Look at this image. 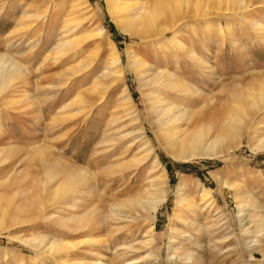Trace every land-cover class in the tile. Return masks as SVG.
Listing matches in <instances>:
<instances>
[{
    "label": "rangeland",
    "instance_id": "1",
    "mask_svg": "<svg viewBox=\"0 0 264 264\" xmlns=\"http://www.w3.org/2000/svg\"><path fill=\"white\" fill-rule=\"evenodd\" d=\"M107 1L0 0V58L15 66L8 77L0 63V264H264V149H255L264 136V0L222 16L211 0H190L205 19L190 12L144 38L119 29ZM58 40L72 45L59 52ZM111 46L123 73L102 79ZM135 57L152 63L147 73ZM158 70L175 87L141 85ZM151 91L195 112L175 123L185 146L201 130V143L222 134L217 148H230L174 157ZM73 168L86 169L87 182ZM150 176L169 187L153 218L112 217L109 204L136 197Z\"/></svg>",
    "mask_w": 264,
    "mask_h": 264
},
{
    "label": "bare ground",
    "instance_id": "2",
    "mask_svg": "<svg viewBox=\"0 0 264 264\" xmlns=\"http://www.w3.org/2000/svg\"><path fill=\"white\" fill-rule=\"evenodd\" d=\"M112 1L111 0H109V2L107 1L108 2V4H107L108 10L114 19H116L118 17V21H117L118 28L121 29L123 32L129 34L131 37H137V38H144L148 35L150 36L151 35L150 33H152L154 35L158 33L161 36H163L164 34H167L171 30V28L173 27L175 22H177L179 19H183L184 17L186 18L190 12H191L190 17H193V18L205 19L204 15H206V13L201 12L202 9L200 10L197 8V6L199 5L198 4L199 2L198 3L197 2L192 3L190 0H156L151 5H148L141 0H118V1L116 0V2H112ZM211 1H212L211 4H212L213 8L215 7V9L217 10L214 13H215V15H218V16H222V14H224V12H231V13L238 14L239 11L245 10L246 8L248 9V7L252 6L251 4H253L252 0H222V1L221 0H211ZM213 2H214V5H213ZM221 3H222V6H220ZM210 9H209V11H210ZM210 13H212V11ZM181 15H183V16L181 17ZM245 19L247 20V24L249 26L254 27L257 24H259V20H256L254 22L249 18L248 19L245 18ZM172 22H173V24H171ZM260 26H262V25H260ZM97 30H98L97 34L98 33L100 34V32L103 31L99 28ZM71 43H72L71 40H65V41H63V40L59 41L58 40V43L56 45L57 50L59 48V52H61V50H62V53H63V49H65V47L68 48V46L72 45ZM111 47L113 49V50L111 49L113 51V56L110 58V63L113 64V67L110 69H108L107 67H104V71L101 72V76H100V78H102V79L105 78V76H110L111 77L110 79H112V80L118 79L121 77V73H123L121 71L122 65L120 63V57H119L117 51L115 50V48L113 46H111ZM67 51H69V50H67ZM67 51H65V52H67ZM3 56L4 55H2L0 58V63H1V65L5 64V67L8 69V77H9V75L12 73L11 72L12 69L15 66H13V64H11L9 62L8 58L5 59ZM137 59L138 58L134 59L133 62L136 63L137 66L141 67L145 72L148 71L147 68L152 63H150L148 61V59H145L142 57L138 60ZM7 63H9V64H7ZM72 66L74 67L73 68L74 71L72 70V72H77L78 70H81V66H79V65H78L79 68L76 65L74 66V64ZM72 66H70L71 69H72ZM9 67H11V68H9ZM1 68L4 69V66ZM1 68H0V71L3 70ZM140 72H142V70ZM4 75H5V72H4ZM169 77H164L163 73L158 70L156 72L149 73L145 78L146 82L144 81V83H141V85L156 86V85L161 84V86H164V87L166 86V87H169V89H170L171 86H174L177 83L173 82L172 84H170V82L172 80H170ZM102 79H101V81H103ZM1 82H4V81H1ZM97 83H100V79ZM181 84L182 83H180L179 86ZM185 90H186V88H185ZM258 93L259 94L257 95V97H259V99L257 101L263 102V104H260L262 106H258L257 101L253 100L251 97H248L249 99L247 100V98H246L247 95H246V97H244V99L246 98V100H247L246 101L247 106L252 107V108H254L256 105L258 106V108L264 106V94L261 93V90ZM147 97L149 100L148 107L150 108L151 114L154 115L156 123L158 124L160 130H162V132L164 133V139H165L164 144L167 147H172V148L174 146L177 147V149L172 153V155L174 157L182 158V159L186 160V158H191L192 155H195V153H196L195 149H198L196 154L200 155L201 157H212L218 153H223L226 151V149L228 150L230 148V147H228L226 149L217 148L218 142L222 141V139L224 138V135H222V134L213 135L212 137H210L208 142L201 143L203 141V136L201 134V130L197 131V133L195 134L196 136H195V138L192 139L191 144L189 146H185L187 144L182 139H180V138L178 139V137L175 136L178 133L184 134L185 130L176 129L175 123H177L179 121L189 122V120H191V117L193 116V114H195V112L191 111V113H189L182 108L180 109L179 105L175 104L174 101L173 102L170 100L168 101L164 97L159 96L158 94L155 95L152 91H151V93H147ZM240 97H241V99L243 98L242 96H239L238 98H240ZM244 102H245V100L243 101V103ZM231 107H232V109H233V107H234V109L236 108L235 106H231ZM235 110H238V108ZM247 112H249V111H247ZM250 112H253V111L250 110ZM250 112L248 113L249 115H250ZM238 113H239V110H238ZM244 113H246V111H244ZM248 114H246V115H248ZM241 115H242V113H241ZM251 115H253V114L251 113ZM242 118H243V116H242ZM233 119H234V121L236 120L237 122H239V120H238L239 118H233ZM240 123H241V120H240ZM227 124H229V122ZM234 127H235V125H234ZM199 147H201V149H199ZM255 149H258V150L264 149V136L263 137L261 136V138L257 142ZM76 169H74L72 172H69V173H71V174L73 173L75 176H77V175L79 176V174H81L82 176H80V177L83 179L82 182H85V181L87 182L86 179L89 178L88 171L86 169H80V170H76ZM70 170H72V169H69V171ZM150 177H152L151 181L142 188V191L139 194H137V196L135 195L136 197L129 198L125 201L124 200L123 201H117V202H113V203L109 204L110 205L109 210H110L112 217L117 218V219L131 218L133 220H139L140 218L141 219L145 218V219L150 220L153 218V214L155 213V211L157 210L159 205L161 203H163L164 200L166 199L165 196L168 192L169 187H168V181L162 180V179L156 180L155 176H150ZM60 183H62V181L59 182V185H57V188H55L53 190L52 195H55V194H57V192H60L59 188L63 189L61 187L62 185ZM94 185H95L94 183L91 184L90 188L93 187ZM77 189H78V186H77ZM77 189L74 188V190H72V192L76 191ZM210 194H211V188L209 189L207 187L202 186V192L199 196L204 201L210 200V198H211ZM183 200H187L186 203L191 204V201L189 199H182L179 201H183ZM125 205H128L127 209L121 210L120 207L125 208ZM71 206H74V205L71 204ZM254 216H256V215L254 213L250 212L247 221L248 222L252 221V219H254L253 218ZM62 221H60V223ZM87 241L88 240H86V242ZM149 241H151V239H149ZM251 241H253V239H250L247 242H251ZM146 242H148V241H146ZM53 245L54 244H51V246H53Z\"/></svg>",
    "mask_w": 264,
    "mask_h": 264
}]
</instances>
